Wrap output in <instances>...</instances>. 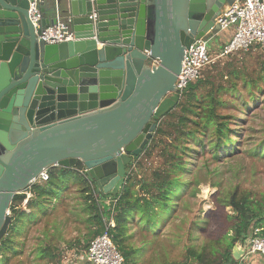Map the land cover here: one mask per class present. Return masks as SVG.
Here are the masks:
<instances>
[{
    "label": "water",
    "instance_id": "95a60500",
    "mask_svg": "<svg viewBox=\"0 0 264 264\" xmlns=\"http://www.w3.org/2000/svg\"><path fill=\"white\" fill-rule=\"evenodd\" d=\"M30 1L0 0V244L14 196L46 169L80 162L101 196L121 193L182 100L186 50L222 31L217 17L236 0H41L37 27ZM59 15L74 39L39 40ZM245 255L236 244L234 258Z\"/></svg>",
    "mask_w": 264,
    "mask_h": 264
},
{
    "label": "trees",
    "instance_id": "16d2710c",
    "mask_svg": "<svg viewBox=\"0 0 264 264\" xmlns=\"http://www.w3.org/2000/svg\"><path fill=\"white\" fill-rule=\"evenodd\" d=\"M229 66L232 67V64ZM203 73L185 89L177 106L180 108L179 113L176 114L174 110L169 112L159 123L150 144L134 158V162L140 163L143 154L150 156L160 145L165 164L153 171L150 182L143 176L139 177L136 172H131L132 162L127 168L128 177L121 193L118 196H101L96 183L83 173L82 163L79 162L74 168H50L46 182H36L26 192L14 196L10 206L12 223L0 244V262L7 263L18 254L17 238L25 234L28 227L36 224L41 214L47 215L49 208L55 210L56 203L71 196V190L76 188L75 192L80 199L79 210L74 211L75 221L85 225L86 231L79 233L75 243L62 236L59 239L66 241L70 247L80 245L78 253L86 252L90 242L105 232L106 225L112 218L115 226L109 232L114 243L124 255L126 264H136L135 256L140 249L131 244L134 236L131 228L142 224L153 231L158 225L155 221L157 214L171 210V197L184 183L182 178L186 161L183 158L192 150L187 143L194 141L200 146L202 153L208 151L213 159H219L223 153L232 154L237 150L236 143L240 145L236 136L242 138V135L232 127L233 115L221 112L222 107L227 105L223 95L227 92L235 93L237 83L233 82L230 87H226L216 85L213 80L206 93H199L202 84L210 82L208 75L203 77ZM231 74L238 78L240 71L232 67ZM221 75L226 76L224 73ZM255 82L256 80L250 83ZM250 98L255 100V93H251ZM245 106L248 107V101H245ZM170 116L175 117L176 121L167 119ZM249 152L264 157V139L249 148ZM108 198L117 200L113 207L105 202ZM217 201L222 204V208L217 213L220 219L214 228L213 237L201 249L189 247V261L186 264H239V260L233 256L234 246L244 244L252 234L264 236V192L257 196L252 190H243L236 185L218 196ZM226 207H231L233 213H226ZM52 228L58 230L56 226ZM45 234L47 238L48 233ZM57 249V244L49 242L40 252L54 261L60 257L54 252ZM59 261L62 262L60 259Z\"/></svg>",
    "mask_w": 264,
    "mask_h": 264
},
{
    "label": "rangeland",
    "instance_id": "374dc122",
    "mask_svg": "<svg viewBox=\"0 0 264 264\" xmlns=\"http://www.w3.org/2000/svg\"><path fill=\"white\" fill-rule=\"evenodd\" d=\"M214 43V39L209 42L211 52ZM229 64L240 71L238 78L231 74L232 67ZM203 72V77L208 75L210 82L202 84L199 93H206L213 80L216 85L226 87H230L233 82L237 83L235 93L227 92L223 95L227 105L222 107L221 112L233 115L232 127L242 135V138L236 136L240 145L236 143L237 150L232 154L223 153L219 159H213L208 151L202 153L194 141L187 143L192 150L183 158L186 161L182 178L184 183L171 197V210L157 214L155 221L158 225L153 231L142 224L131 228L134 234L131 244L135 246L143 243L135 256L136 264H186L189 261L188 248L201 249L213 237L214 228L220 219L217 213L222 208V204L217 201L218 196L236 185L243 190H252L257 196L264 192V157L249 152V148L264 139V52L251 49L238 52L232 57L217 58ZM255 80V83H250ZM251 93H255V100L250 98ZM245 101H248V107ZM179 111V107L174 109L176 114ZM167 119L176 121L171 116ZM169 129L172 131V128ZM160 149L158 145L150 156L143 154L140 163L132 165L131 172H136L139 177L143 176L150 182L153 171L165 164ZM75 191L76 188L72 189L71 196L56 203L55 210L49 208L47 215L41 214L38 222L17 238L18 254L9 262L0 264H70L74 260L73 254H77L81 246L70 247L59 237L75 243L79 233L86 231L85 225L75 221L74 211L79 210L80 199ZM224 211L233 213L231 207H226ZM53 226L58 227V230L53 229ZM45 232L48 233V239ZM49 242L58 246L54 252L60 257L54 261L40 252Z\"/></svg>",
    "mask_w": 264,
    "mask_h": 264
},
{
    "label": "built area",
    "instance_id": "2783aa9c",
    "mask_svg": "<svg viewBox=\"0 0 264 264\" xmlns=\"http://www.w3.org/2000/svg\"><path fill=\"white\" fill-rule=\"evenodd\" d=\"M41 0H32L29 5V17L35 27L38 26L43 13L40 8ZM216 23L220 30L232 29L231 38L213 53L210 51L209 42L217 33L209 38L202 37L195 40L186 50L181 73L176 80V92L182 98L185 89L191 82L202 76L204 68L217 58H225L242 51L257 49L264 51V0H236L226 7L217 17ZM39 40L47 43H60L74 39L70 20L63 15L58 16L55 25L42 31ZM215 54V55H214ZM132 162L135 164L134 159ZM49 179V169L44 170L34 182L44 183ZM112 207L116 199L108 198L105 201ZM115 226L111 218L104 233L96 236L89 244L87 251L88 260L92 264H126L124 255L113 241L110 229ZM245 249L250 253L264 255V236L252 234L244 243ZM77 254H73L75 260ZM74 260L70 263L73 264ZM63 263V262H62ZM66 264V262H64Z\"/></svg>",
    "mask_w": 264,
    "mask_h": 264
},
{
    "label": "crops",
    "instance_id": "0c3cea01",
    "mask_svg": "<svg viewBox=\"0 0 264 264\" xmlns=\"http://www.w3.org/2000/svg\"><path fill=\"white\" fill-rule=\"evenodd\" d=\"M47 5L50 7L53 5L55 0H46ZM233 34L232 29H226L218 32L215 37H213L215 43L213 44L212 51L217 52L219 49L231 38ZM212 39V40H213ZM98 47H101V44L98 45ZM133 232V231H131ZM142 245L135 244L138 248H142ZM81 253V252H80ZM77 253V257L74 260L73 264H87L89 263L87 254L85 253ZM249 253V254H248ZM76 254V253H75ZM246 254L242 259L239 260V264H264V255H261L259 253H250L246 250Z\"/></svg>",
    "mask_w": 264,
    "mask_h": 264
},
{
    "label": "flooded vegetation",
    "instance_id": "af4514ba",
    "mask_svg": "<svg viewBox=\"0 0 264 264\" xmlns=\"http://www.w3.org/2000/svg\"><path fill=\"white\" fill-rule=\"evenodd\" d=\"M128 168V166L126 167V169Z\"/></svg>",
    "mask_w": 264,
    "mask_h": 264
},
{
    "label": "bare ground",
    "instance_id": "6f19581e",
    "mask_svg": "<svg viewBox=\"0 0 264 264\" xmlns=\"http://www.w3.org/2000/svg\"><path fill=\"white\" fill-rule=\"evenodd\" d=\"M208 191V190H207Z\"/></svg>",
    "mask_w": 264,
    "mask_h": 264
}]
</instances>
